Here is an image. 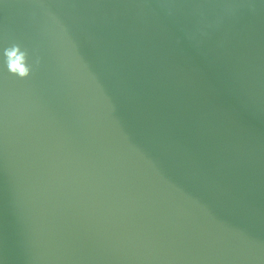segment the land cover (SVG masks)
<instances>
[{
    "label": "water",
    "instance_id": "obj_1",
    "mask_svg": "<svg viewBox=\"0 0 264 264\" xmlns=\"http://www.w3.org/2000/svg\"><path fill=\"white\" fill-rule=\"evenodd\" d=\"M0 264H264V0H0Z\"/></svg>",
    "mask_w": 264,
    "mask_h": 264
},
{
    "label": "clouds",
    "instance_id": "obj_2",
    "mask_svg": "<svg viewBox=\"0 0 264 264\" xmlns=\"http://www.w3.org/2000/svg\"><path fill=\"white\" fill-rule=\"evenodd\" d=\"M4 55L7 69L10 73L20 78H26L31 74L32 66L28 63V52L27 50H22L19 44H12L5 48Z\"/></svg>",
    "mask_w": 264,
    "mask_h": 264
}]
</instances>
